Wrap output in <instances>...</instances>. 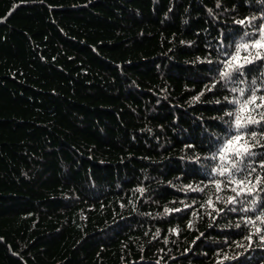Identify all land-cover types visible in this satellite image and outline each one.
Instances as JSON below:
<instances>
[{"label": "trees", "instance_id": "trees-1", "mask_svg": "<svg viewBox=\"0 0 264 264\" xmlns=\"http://www.w3.org/2000/svg\"><path fill=\"white\" fill-rule=\"evenodd\" d=\"M262 23L264 0H0V264H264V185L214 173L229 101L264 95V61H221Z\"/></svg>", "mask_w": 264, "mask_h": 264}, {"label": "snow or ice", "instance_id": "snow-or-ice-1", "mask_svg": "<svg viewBox=\"0 0 264 264\" xmlns=\"http://www.w3.org/2000/svg\"><path fill=\"white\" fill-rule=\"evenodd\" d=\"M256 19L252 17L251 20ZM249 18L237 21L239 24L251 23ZM245 36H251L252 33L245 32ZM256 38L251 43H246L237 46L235 54L231 55L228 59L221 61L223 69L219 72L221 80L228 81L234 78H242L244 76L243 69L246 65L253 64L255 61H264V23L256 27L255 32ZM241 49L248 53V55L241 56ZM254 50V51H251ZM211 63V61H209ZM239 82L243 83V79ZM255 80L252 81L254 85ZM211 90V89H209ZM231 91H239L240 96L244 97L245 89L232 88ZM260 89H252L250 94L244 99H235L229 101L230 103L236 104L238 107L235 112H227L226 115L234 116V129L235 134L230 135L227 141L220 146L218 149V159L221 163L214 169V173L219 176L228 177L227 183L235 184L231 190L237 194L252 195L254 190H257L258 185H264V177H255L254 182L252 179H248L252 172L256 169L249 166L240 167L244 162L245 158L254 157L256 152L254 149L260 147L264 149V143L257 139L258 133L256 131L247 132L249 126L253 125H264V95H257L256 93ZM203 95V93H201ZM195 99L199 100V96ZM227 100L228 97H225ZM261 139H264V132L259 133ZM217 158L216 156L213 157ZM260 167L264 168V161L260 162ZM239 176L240 178H237ZM215 188L217 191L221 190V182H215ZM239 189V191H238ZM264 191V188L259 189ZM141 191H143L141 189ZM236 197H230L228 203L235 202ZM209 206L212 202L209 201ZM255 203V201H252ZM235 211V209H232ZM179 211V209H176ZM242 211H249V209H242ZM257 220H261V217H256ZM255 223V221H249ZM264 222V221H262ZM260 228H256L253 235H260ZM247 239L251 242L252 236H248ZM260 241L264 242V235H260ZM228 259V257H225Z\"/></svg>", "mask_w": 264, "mask_h": 264}]
</instances>
